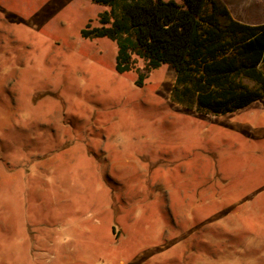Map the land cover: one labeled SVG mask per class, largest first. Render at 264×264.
<instances>
[{
  "label": "rangeland",
  "instance_id": "rangeland-1",
  "mask_svg": "<svg viewBox=\"0 0 264 264\" xmlns=\"http://www.w3.org/2000/svg\"><path fill=\"white\" fill-rule=\"evenodd\" d=\"M107 9L0 0V264H264V101L187 109L166 64L137 86L80 33Z\"/></svg>",
  "mask_w": 264,
  "mask_h": 264
},
{
  "label": "trees",
  "instance_id": "trees-1",
  "mask_svg": "<svg viewBox=\"0 0 264 264\" xmlns=\"http://www.w3.org/2000/svg\"><path fill=\"white\" fill-rule=\"evenodd\" d=\"M93 2L108 9L82 37L114 41L115 72L134 71L137 86L166 64L174 71L170 99L187 109L221 115L264 101V23L234 19L222 0Z\"/></svg>",
  "mask_w": 264,
  "mask_h": 264
},
{
  "label": "crops",
  "instance_id": "crops-1",
  "mask_svg": "<svg viewBox=\"0 0 264 264\" xmlns=\"http://www.w3.org/2000/svg\"><path fill=\"white\" fill-rule=\"evenodd\" d=\"M222 1L226 4L234 19L247 24L264 23V0H222ZM234 4L235 5L239 4L238 8ZM247 7L248 10L242 11V8H247Z\"/></svg>",
  "mask_w": 264,
  "mask_h": 264
}]
</instances>
